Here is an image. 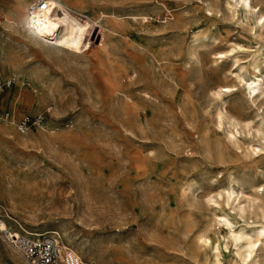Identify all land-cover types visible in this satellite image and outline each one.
<instances>
[{"label": "rangeland", "instance_id": "rangeland-1", "mask_svg": "<svg viewBox=\"0 0 264 264\" xmlns=\"http://www.w3.org/2000/svg\"><path fill=\"white\" fill-rule=\"evenodd\" d=\"M36 1L0 0L1 73L14 79L1 106L14 120L45 116L24 133L0 119V224L57 231L86 264H244L215 214L226 207L247 232L264 223V151L250 147L264 148V81L250 96L237 78L259 67L264 80V0L251 11L235 0H68L97 26L86 51L51 56L28 37ZM232 187L245 211L228 205ZM246 259L264 264V236ZM0 264H28L1 231Z\"/></svg>", "mask_w": 264, "mask_h": 264}, {"label": "bare ground", "instance_id": "bare-ground-1", "mask_svg": "<svg viewBox=\"0 0 264 264\" xmlns=\"http://www.w3.org/2000/svg\"><path fill=\"white\" fill-rule=\"evenodd\" d=\"M235 1L236 6L241 5L244 11H251L252 0ZM51 7H55L57 10L52 9ZM60 9L64 10L65 14H59L58 10ZM29 12V40L33 45H40L50 56L57 53L59 54L60 52L68 55L72 51L77 53L86 51L88 40H84L83 36L85 34L92 35L94 33L93 31L95 27L97 26L92 23V19L90 17L88 18L84 15V11L80 7H76L73 2L68 0H46L42 4L37 3L36 1L29 7ZM56 15L59 18L58 20L54 18ZM75 15H78L81 17V19L75 17ZM82 18L90 20L87 21ZM261 19L263 20V16L260 17V20ZM263 23L264 21H262V24ZM101 31V33H104L102 28ZM218 54H220L219 57H224L226 55L223 52H218ZM237 78L242 84L243 91L247 94H250V96L263 92L262 86L264 80L259 67L255 68L253 77L246 79L245 77L238 74ZM99 79L103 83L104 88H112L111 82L107 81L105 76H102ZM231 90L232 87L230 86H215L213 89H210V92L214 96H220L221 91L230 92ZM254 98H256V96ZM239 133L240 131L238 129H236L235 132H230V138L235 141H239L237 136ZM262 137L264 138V136ZM250 147L256 152V154H260L259 152L264 151V148H262L260 144H252ZM234 189L235 188L232 187L226 192L228 205L235 204L233 209L238 208L241 211H245V204L242 203L244 199L242 200L240 194ZM218 206H221V204L218 203ZM220 210L221 212L215 214L216 221L219 224L226 226L228 233L233 238V241H235L237 253H244V264H248L246 257L251 260V257L255 252L256 243L260 241L262 236H264V223L262 222V224H259L252 232H247L243 229L236 228V224L232 219V214L229 209L224 207ZM0 227V231H7V227L3 223L0 224ZM205 242L212 247L214 250L215 260L219 262L220 245L216 242H213L212 238L210 239L209 237L204 238V243Z\"/></svg>", "mask_w": 264, "mask_h": 264}, {"label": "built area", "instance_id": "built-area-1", "mask_svg": "<svg viewBox=\"0 0 264 264\" xmlns=\"http://www.w3.org/2000/svg\"><path fill=\"white\" fill-rule=\"evenodd\" d=\"M46 0H37V3H44ZM1 37H0V98L6 88L14 82L13 78L4 77L1 73ZM0 119L14 123L16 129L24 133L33 127L44 126V112L33 115L23 114L19 119L14 120L9 110L3 109L0 102ZM7 243L19 254L28 264H86L82 258L65 248L62 245L60 235L56 231L45 232L41 235H31L21 231H1Z\"/></svg>", "mask_w": 264, "mask_h": 264}, {"label": "crops", "instance_id": "crops-1", "mask_svg": "<svg viewBox=\"0 0 264 264\" xmlns=\"http://www.w3.org/2000/svg\"><path fill=\"white\" fill-rule=\"evenodd\" d=\"M2 101V97L0 98V102ZM1 105H2V103H1ZM3 108V107H2ZM3 109H5V108H3Z\"/></svg>", "mask_w": 264, "mask_h": 264}]
</instances>
